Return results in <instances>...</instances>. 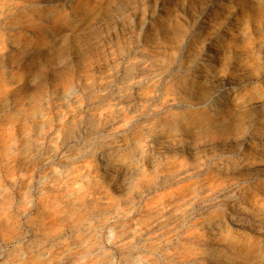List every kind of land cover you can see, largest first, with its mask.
I'll return each mask as SVG.
<instances>
[{
    "label": "rangeland",
    "instance_id": "rangeland-1",
    "mask_svg": "<svg viewBox=\"0 0 264 264\" xmlns=\"http://www.w3.org/2000/svg\"><path fill=\"white\" fill-rule=\"evenodd\" d=\"M0 264H264V0H0Z\"/></svg>",
    "mask_w": 264,
    "mask_h": 264
},
{
    "label": "bare ground",
    "instance_id": "bare-ground-1",
    "mask_svg": "<svg viewBox=\"0 0 264 264\" xmlns=\"http://www.w3.org/2000/svg\"><path fill=\"white\" fill-rule=\"evenodd\" d=\"M102 158V157H101Z\"/></svg>",
    "mask_w": 264,
    "mask_h": 264
}]
</instances>
